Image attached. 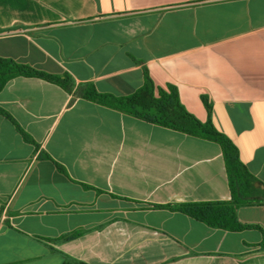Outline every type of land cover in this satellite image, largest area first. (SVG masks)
<instances>
[{"label": "crops", "instance_id": "1", "mask_svg": "<svg viewBox=\"0 0 264 264\" xmlns=\"http://www.w3.org/2000/svg\"><path fill=\"white\" fill-rule=\"evenodd\" d=\"M0 56L74 83L0 90L32 140L0 114V264H264L259 228L176 209L230 200L218 143L75 93L173 86L264 184V0H0ZM237 216L264 229V204Z\"/></svg>", "mask_w": 264, "mask_h": 264}, {"label": "trees", "instance_id": "2", "mask_svg": "<svg viewBox=\"0 0 264 264\" xmlns=\"http://www.w3.org/2000/svg\"><path fill=\"white\" fill-rule=\"evenodd\" d=\"M16 76L42 78L61 86L69 92L74 85L68 74H50L17 62L12 58L0 56V90H2L7 81ZM75 93L77 96L115 108L147 122L218 143L225 162L231 195L230 200L184 203L177 206L176 209L215 228L235 231L257 227L263 233L264 245V229L258 225L242 223L237 216V208L241 205L264 204V184L248 171L239 158V152L235 144L225 134L215 128L209 117L202 122L186 110L179 101L175 87L169 86L168 90L156 88L150 77L145 75L144 85L128 96L117 97L101 94L96 91L93 85L80 87ZM204 102L208 113H210L209 105L205 100ZM0 114L12 120L23 138L32 142L30 137L14 122L8 112L0 108ZM76 235V232L70 233L65 235L63 239L70 240ZM69 261H74L77 264H87L74 259H66L65 263Z\"/></svg>", "mask_w": 264, "mask_h": 264}]
</instances>
